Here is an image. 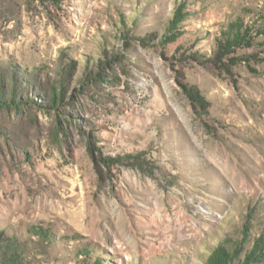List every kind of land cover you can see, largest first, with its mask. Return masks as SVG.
Wrapping results in <instances>:
<instances>
[{
    "label": "rangeland",
    "instance_id": "1",
    "mask_svg": "<svg viewBox=\"0 0 264 264\" xmlns=\"http://www.w3.org/2000/svg\"><path fill=\"white\" fill-rule=\"evenodd\" d=\"M0 75L21 264H204L264 236V0H0Z\"/></svg>",
    "mask_w": 264,
    "mask_h": 264
},
{
    "label": "trees",
    "instance_id": "2",
    "mask_svg": "<svg viewBox=\"0 0 264 264\" xmlns=\"http://www.w3.org/2000/svg\"><path fill=\"white\" fill-rule=\"evenodd\" d=\"M186 19V13L183 12L182 8L176 11L172 18L167 22V29L171 31V36L166 37L163 35V42H169V39H174L177 35L181 33L179 30L180 25ZM240 32V31H238ZM236 35V33L234 34ZM100 76V74H99ZM3 76L0 75V79ZM90 81V80H88ZM7 89L2 86L0 88V105H8L10 97L7 96ZM193 99L202 103L204 99L198 97V93L192 95ZM57 89L53 90L52 98L50 99V104L57 106ZM232 243V245L230 244ZM21 249H23L16 240L5 239L0 243V258L6 262V264H21ZM3 250V251H2ZM245 241H231L223 242L216 245L204 261V264H250L252 262H262L264 260V236L257 239L253 244V247L245 252ZM244 255V258L241 259V255ZM238 261L236 262V260Z\"/></svg>",
    "mask_w": 264,
    "mask_h": 264
}]
</instances>
